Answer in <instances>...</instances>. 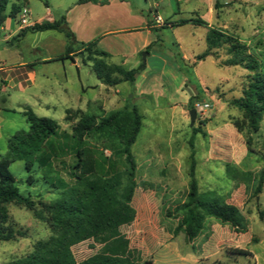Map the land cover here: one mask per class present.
Listing matches in <instances>:
<instances>
[{"label": "rangeland", "instance_id": "1", "mask_svg": "<svg viewBox=\"0 0 264 264\" xmlns=\"http://www.w3.org/2000/svg\"><path fill=\"white\" fill-rule=\"evenodd\" d=\"M103 1L109 5L114 0ZM122 1L124 5H120ZM77 2L10 0L7 13L17 4L29 10L33 21L48 20V12L54 19H60ZM115 3L118 5L101 9L90 18L98 30L106 29L110 22L133 29L142 19L149 21L155 41L145 70L136 76L134 83L114 86L103 84L97 77L96 71L103 66L134 69L143 64L141 54L133 56L140 43L134 32L121 38L110 37L124 48L125 58L115 53L109 58L93 59L92 54L81 50L70 55L73 60L37 65L45 91L29 87L22 92L9 87L5 94L7 102H0L1 108L17 111L8 112L0 120L3 126L0 160L7 154L8 139L29 129L26 118L18 113L21 104L31 107L40 117L55 120L61 133L69 134H73L87 112L96 115L100 123L101 117L135 105L142 116L140 133L131 147L137 165V186L130 203L135 219L118 228L113 243L87 240L75 245L72 252L76 261L99 254L110 244L127 243L135 264H264V184L262 191H257L264 171V116L259 131L250 132L244 112L234 101L242 97L251 73L241 65L229 64L233 55L231 43L225 38L221 37L216 47H211L207 40L214 28L246 45L248 53L260 60L264 52V0H115ZM9 20L19 26L20 13ZM183 20L188 22L180 24ZM21 46L20 53L27 61L54 59L64 55L67 40L57 31L36 32L26 37ZM3 49L0 47V67L9 69L20 53ZM40 100L50 106H39ZM201 103L210 107L197 111L195 124L191 126L190 111ZM54 143L63 148L65 140L61 136ZM81 146L90 150L96 172L101 176H113L128 168L119 144L84 134ZM192 152L199 192L216 191L236 205L246 219L245 232L211 219L194 241H188L183 233L176 234L181 215L175 209L186 201L189 193ZM61 160L67 169H63ZM76 162L75 153L68 152L62 159L54 160L49 169L35 164L28 172L24 162L17 161L11 165V172L20 193L30 196L40 210L42 204L60 197L51 180L55 186L60 182L74 184L70 174ZM8 209L15 228L25 231L26 236L0 241V264L28 256L39 241L52 235L49 223L36 218L34 210L14 203Z\"/></svg>", "mask_w": 264, "mask_h": 264}, {"label": "trees", "instance_id": "2", "mask_svg": "<svg viewBox=\"0 0 264 264\" xmlns=\"http://www.w3.org/2000/svg\"><path fill=\"white\" fill-rule=\"evenodd\" d=\"M9 2L10 0H0V27L7 18H16L22 10L20 6L13 4L10 13L7 14ZM88 2L101 5L107 3L103 0H78L79 4ZM215 9H218V2ZM187 22L183 20L180 24ZM45 31L60 32L67 40L64 55L56 60H73L70 55L81 50L92 54L93 59L111 57L109 53L98 48V40L88 43L77 41L65 16L54 21L36 22L33 26L22 29L4 45L18 47L28 33ZM221 37L231 43L233 56L229 64L241 65L251 73L247 77L242 97L235 100L234 105L244 112L249 131L258 132L264 116V52L259 60L248 53L246 45L230 36H224L214 28L210 29L208 34V44L216 47ZM152 45L146 48L147 52ZM145 68L143 64L134 69H126L122 65L110 68L103 66L96 73L103 84L114 86L121 82L134 83L136 76ZM115 74L117 77H114ZM23 114L29 129L18 131L8 139L7 154L0 160V241L7 242L26 236L25 231L15 228L9 214L8 205L13 203L34 210L36 218L49 223L52 235L45 241H39L28 256L8 264H135L127 243L110 244L105 251L82 262L76 261L72 248L87 240L112 242L118 228L131 224L135 219V211L130 203L137 186L135 182L137 165L131 147L136 142L142 125V116L138 108L130 105L129 109L111 112L108 116L101 117L100 123L96 115L87 112L81 122L74 127L73 134L61 133L60 126L55 120L38 116L30 107H26ZM67 114L70 115L71 110H68ZM84 134L99 136L106 142L119 144L128 164L127 170L109 177L99 175L90 150L81 146ZM61 136L65 140L63 148L54 143V140ZM68 152L75 153L77 158L70 174L74 184L68 186L60 182L55 186V182L51 180L50 183L59 190L60 197L42 204V209L37 210L35 201L30 196L20 193L11 172V165L23 161L28 172L35 164L43 169H49L54 160L62 159ZM60 164L63 165V169H67L64 160H61ZM195 165L192 152L189 193L186 201L175 209L181 215L176 234L183 233L188 241H194L206 229L211 219L245 232L247 222L236 205L216 191L199 192ZM263 184L264 171L259 177L258 192L262 191Z\"/></svg>", "mask_w": 264, "mask_h": 264}, {"label": "crops", "instance_id": "3", "mask_svg": "<svg viewBox=\"0 0 264 264\" xmlns=\"http://www.w3.org/2000/svg\"><path fill=\"white\" fill-rule=\"evenodd\" d=\"M124 4L125 3L123 1L120 3V5H124ZM113 5H118L117 3H115V0L109 5H100L93 2L79 4L77 2L75 5L70 7V9L66 12L64 16L66 17V21L70 29L74 32L77 41L88 43L94 40H98V48L109 53L111 56L114 55L115 53L121 57H124L125 55L123 53L124 48L119 47L120 43L110 37L115 36L117 38H121L124 37V35L132 34L133 32L138 34V36L140 37L139 47H135V49L133 50L134 53L133 56L138 57L139 54L146 51V48L155 41V39L153 38V31L148 26L149 21H147L146 19H142L141 23L133 27V29H127V27L125 26L117 27L112 22H110L107 25L106 29L98 30L96 29V24L90 18L93 14L96 15L97 13H99L101 9L109 10L111 7H113ZM50 15L51 13L48 12V16H49L48 20H44V21L58 20V19H54ZM36 22L40 23L42 21H33V24ZM24 28L26 27H22L20 25L14 26L13 24H11L10 20L8 21L7 18L4 24L0 27V47H4V49L11 48L13 51L15 50L14 53H20L21 51L20 49L22 47L21 46L22 41L32 33H28L25 36V38L20 42L18 47H6L4 44L5 42L10 41L13 37L18 35L19 32ZM116 47H119V49H116ZM38 50L39 47L36 48V51ZM55 60L56 58L52 59L47 57V58L27 61L24 59V55L20 53L18 54L11 68L6 69L1 66L0 67V102L2 104L7 102L8 99L5 96V94L7 93V89L9 87H11L12 89H19L22 92H25L29 87H35V88L38 87L41 89V91H45L46 87L39 80L38 69L36 66L39 64L49 63ZM19 106L21 107L20 110H18V113L24 116L23 111L26 107H28V105L21 104ZM39 106L49 107L50 104L40 100ZM8 112L16 113L17 111L0 107V120ZM2 128L3 126L0 121V132Z\"/></svg>", "mask_w": 264, "mask_h": 264}, {"label": "built area", "instance_id": "4", "mask_svg": "<svg viewBox=\"0 0 264 264\" xmlns=\"http://www.w3.org/2000/svg\"><path fill=\"white\" fill-rule=\"evenodd\" d=\"M33 21L30 17V12L27 8H23L20 12V26L22 27H30L33 26ZM208 103H201L196 106V110L198 112L206 111L209 108Z\"/></svg>", "mask_w": 264, "mask_h": 264}, {"label": "water", "instance_id": "5", "mask_svg": "<svg viewBox=\"0 0 264 264\" xmlns=\"http://www.w3.org/2000/svg\"><path fill=\"white\" fill-rule=\"evenodd\" d=\"M149 56V52L145 51L142 53V60H143V65L145 66L146 62H147V57ZM197 118V110L196 109H192L190 111V120H191V126H194L195 121Z\"/></svg>", "mask_w": 264, "mask_h": 264}]
</instances>
